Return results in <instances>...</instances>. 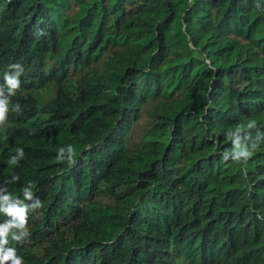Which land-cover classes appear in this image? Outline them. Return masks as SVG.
I'll use <instances>...</instances> for the list:
<instances>
[{
  "label": "trees",
  "instance_id": "trees-1",
  "mask_svg": "<svg viewBox=\"0 0 264 264\" xmlns=\"http://www.w3.org/2000/svg\"><path fill=\"white\" fill-rule=\"evenodd\" d=\"M10 78L19 183L85 264H264V0H0Z\"/></svg>",
  "mask_w": 264,
  "mask_h": 264
},
{
  "label": "clouds",
  "instance_id": "clouds-1",
  "mask_svg": "<svg viewBox=\"0 0 264 264\" xmlns=\"http://www.w3.org/2000/svg\"><path fill=\"white\" fill-rule=\"evenodd\" d=\"M51 65L52 63L49 65L50 68ZM20 78L22 80L23 76ZM20 78H10L0 82V109L2 110L0 117V264H85L77 246H64L62 219L42 220L40 186L33 183H19L21 171L18 134L6 125L5 119L11 112L7 111V107L11 104L12 90L21 86V83L17 81ZM72 79L73 72L69 70L64 80L69 89H74ZM237 82L241 86L245 83L240 73L237 76ZM49 87H52L54 92L46 98L44 92ZM42 91L41 100H48L55 95L56 86L50 84ZM256 96L254 92L244 95L245 98L252 99ZM103 188L104 185H101L100 189ZM99 190L93 199L103 201L97 197ZM174 256L179 261H184V264H211L210 259L199 250L192 255V260L186 256Z\"/></svg>",
  "mask_w": 264,
  "mask_h": 264
},
{
  "label": "rangeland",
  "instance_id": "rangeland-1",
  "mask_svg": "<svg viewBox=\"0 0 264 264\" xmlns=\"http://www.w3.org/2000/svg\"><path fill=\"white\" fill-rule=\"evenodd\" d=\"M54 92L52 87H49L45 92L44 95L46 98H49ZM150 127V121L145 113H143L142 117L136 122L135 128L133 130L134 137H138L140 134L144 133ZM97 197L103 201H112L114 200V196L107 192L105 188L100 189Z\"/></svg>",
  "mask_w": 264,
  "mask_h": 264
}]
</instances>
